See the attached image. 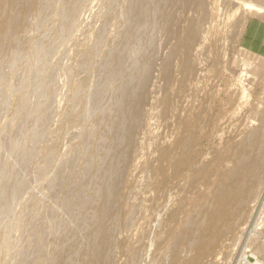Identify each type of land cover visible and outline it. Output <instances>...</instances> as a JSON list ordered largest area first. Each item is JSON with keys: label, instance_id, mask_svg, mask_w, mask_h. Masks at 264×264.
Masks as SVG:
<instances>
[{"label": "rangeland", "instance_id": "obj_1", "mask_svg": "<svg viewBox=\"0 0 264 264\" xmlns=\"http://www.w3.org/2000/svg\"><path fill=\"white\" fill-rule=\"evenodd\" d=\"M164 1H4L10 26L0 38V264H183L189 255L187 244L209 216L191 201L210 190L215 177L197 189L185 180L158 186L148 164L161 156V145L181 136L189 110L199 120L196 164L212 166L225 153L222 168L231 167L242 134L264 124V0H203L205 18L191 48L194 77L173 107L161 100L163 65L175 69L177 63L170 57L174 40L163 21ZM192 5L189 18L199 12ZM217 28L223 31L211 48ZM143 97L150 107L133 127L129 114ZM262 165L235 235L217 249L218 264H233L242 251L264 264ZM104 191L112 203L105 213ZM178 201L185 203L175 221L169 215ZM183 223L184 236L164 238L168 226L185 229ZM176 246L181 262L173 263Z\"/></svg>", "mask_w": 264, "mask_h": 264}, {"label": "bare ground", "instance_id": "obj_2", "mask_svg": "<svg viewBox=\"0 0 264 264\" xmlns=\"http://www.w3.org/2000/svg\"><path fill=\"white\" fill-rule=\"evenodd\" d=\"M4 1L5 0H0V38H3L7 27H9L10 25V20L9 18L6 17V15L4 14L5 10L3 8L4 5ZM115 2V1H114ZM113 2V3H114ZM128 2V1H127ZM165 2V1H164ZM167 2V10L164 13V23L167 24L168 28H169V33L170 35H172V39L174 40L173 44L174 47L172 50L169 49V51H171V56L169 54L170 57L173 56V58H176L177 63L175 64V69H170L171 67V63L170 66L168 67V64H166L167 62H163V69H162V77L164 80L163 85H165L164 87V98L161 99L163 100V106L164 107H173L175 104V99L177 97H180L182 90L185 91V88L183 86L184 82L186 83L190 78L192 77L193 73H194V67L195 65H193V55H192V51L191 48L192 46H194V44L197 42L198 40V24H200L201 21L204 20L205 15L203 10V0H193V3L191 0H168ZM165 2V3H166ZM135 4V3H134ZM194 4V6L196 8H198L199 12L198 15L194 16V18H189L188 17V13H189V8L191 7V5ZM205 4V3H204ZM164 5V4H163ZM135 6V5H133ZM193 6V5H192ZM129 8V7H128ZM126 8V9H128ZM195 8V9H196ZM199 8H202V10H200ZM192 9V8H191ZM135 10V9H134ZM125 11V10H124ZM133 11V10H132ZM197 12V9H196ZM125 13V12H124ZM128 14V13H127ZM191 15V14H190ZM126 16V15H125ZM124 17V16H123ZM128 17V16H127ZM136 18V16H135ZM128 20V19H127ZM185 20L186 24L183 27L184 31H180L177 29V25L179 26L180 23H182ZM220 20V19H219ZM136 21V20H135ZM131 23V22H130ZM129 23V24H130ZM165 24V26H166ZM203 25V24H202ZM131 26V25H130ZM182 29V30H183ZM8 31V30H7ZM163 31V30H162ZM223 30L221 28H217L215 29V34H214V38L211 40V48L212 46H214L216 44V41H218V36L221 35V32ZM124 32V31H123ZM257 30L253 29L250 31V34H256ZM125 33V32H124ZM168 37V36H166ZM165 38V37H164ZM1 41V40H0ZM163 41H166L165 39ZM172 44V45H173ZM99 45V44H98ZM206 45V44H205ZM101 46V45H99ZM217 46V45H216ZM171 47V46H170ZM169 47V48H170ZM172 48V47H171ZM204 50V48H203ZM202 53H205V50ZM160 51V49H159ZM213 51V50H212ZM259 51V50H258ZM96 52V51H95ZM166 53V52H165ZM213 53L211 52V55ZM199 55V54H198ZM202 55V54H201ZM166 56V54L164 55ZM203 56V55H202ZM169 57V58H170ZM210 58V57H209ZM208 58V60L210 61V59ZM157 60V59H156ZM170 60H173L170 58ZM196 60V58H195ZM194 60V61H195ZM165 61V60H163ZM212 61V59H211ZM119 62V61H117ZM196 62V61H195ZM194 62V63H195ZM209 63V62H208ZM207 63V64H208ZM213 63V62H212ZM111 64V63H110ZM109 64V66H110ZM157 64V63H156ZM118 65V64H117ZM116 65V66H117ZM173 65V64H172ZM107 66V65H106ZM115 66V67H116ZM153 70V69H152ZM197 70V69H196ZM154 71V70H153ZM211 71V70H210ZM161 72V71H159ZM158 72V73H159ZM157 73V74H158ZM147 74V73H146ZM149 74V73H148ZM215 74V73H214ZM128 75V74H127ZM87 76V75H85ZM131 76V75H130ZM147 76V75H146ZM150 76V75H149ZM155 78L156 75H154ZM179 76V77H178ZM133 77V76H132ZM148 77V76H147ZM194 77V76H193ZM192 77V78H193ZM151 78V77H149ZM147 78V79H149ZM154 78V82L152 80L153 83L157 82ZM84 79V78H83ZM134 79V78H133ZM77 80V79H76ZM85 80V79H84ZM146 81V79H144ZM150 80V79H149ZM81 80H79L80 82ZM129 81V80H128ZM151 82V83H152ZM133 83V82H132ZM186 83V84H188ZM142 84V83H141ZM144 84V83H143ZM148 84V83H147ZM81 85V84H80ZM129 85V84H128ZM131 85V83H130ZM139 85V84H138ZM146 85V82H145ZM151 85V84H150ZM140 86V85H139ZM153 86V85H152ZM155 86V85H154ZM187 86V85H186ZM76 87V86H75ZM161 89H162V84L160 85ZM159 87V88H160ZM124 88V87H123ZM122 88V89H123ZM148 88V87H147ZM154 87H152L153 89ZM184 88V89H183ZM187 88V87H186ZM127 89V87H126ZM131 89V87H130ZM133 89V88H132ZM139 89V88H138ZM141 89V88H140ZM143 89V88H142ZM141 89V90H142ZM151 89V86H150ZM155 89V88H154ZM152 91V93L154 91H156V89ZM182 89V90H181ZM73 90V89H72ZM75 90V89H74ZM77 87H76V91H77ZM125 90V89H124ZM129 90V89H128ZM144 90V89H143ZM142 90V92H143ZM149 90V89H148ZM160 90V89H159ZM187 90V89H186ZM191 90H192V86H191ZM208 90V89H207ZM161 91V90H160ZM159 91V92H160ZM129 92V91H128ZM132 92V91H131ZM135 92V91H134ZM141 92V94H142ZM147 92V91H146ZM186 92V91H185ZM74 93V92H73ZM140 93V92H139ZM149 93V92H148ZM76 94V93H75ZM126 95V94H124ZM132 95V94H130ZM189 95V94H188ZM89 96V95H88ZM127 96V95H126ZM136 96V94H135ZM142 96V95H141ZM152 96V95H151ZM199 96V95H198ZM208 96V95H207ZM150 97V96H149ZM155 97H159V95L155 96ZM202 97V96H201ZM77 98V97H76ZM133 98V97H132ZM131 98V99H132ZM140 98V96H139ZM154 98V97H153ZM206 98V97H205ZM233 98V96H232ZM264 98V97H263ZM127 99V98H126ZM134 99V98H133ZM132 99V100H133ZM148 98H141L138 99V101L135 103V108L133 111V115L131 116L130 119V123L133 127L137 126L138 122L141 118V116L148 111L147 106L150 107V105H148L147 100ZM151 99V97H150ZM160 99V98H159ZM82 100V99H81ZM131 100V101H132ZM149 100V99H148ZM152 100V99H151ZM156 100V99H155ZM202 100V98H201ZM78 101V100H77ZM134 101V100H133ZM178 101V100H177ZM44 102V101H43ZM80 102V101H79ZM127 102V101H126ZM150 100H149V104H150ZM205 102V101H204ZM48 103V102H47ZM81 103V102H80ZM129 103V102H128ZM131 103V102H130ZM134 103V102H133ZM37 105V104H36ZM120 105V103H119ZM131 105V104H130ZM181 105V104H180ZM39 106V105H38ZM37 106V107H38ZM121 106V105H120ZM123 106V105H122ZM128 106V105H127ZM176 106V105H175ZM195 106V105H194ZM80 107V106H78ZM203 107V106H201ZM36 108V107H35ZM119 108V106H118ZM117 108V110H118ZM133 108V107H132ZM131 108V109H132ZM191 108V107H190ZM36 110V109H35ZM120 110V109H119ZM164 110V108L162 109ZM167 110V108H166ZM164 110V111H166ZM41 111V109H40ZM131 111V112H132ZM126 113V112H125ZM160 113V112H159ZM168 113V112H167ZM167 113H165L167 115ZM178 113V112H177ZM123 114V113H122ZM264 114V113H263ZM121 115V114H120ZM163 115V113H162ZM161 115V116H162ZM174 115V114H173ZM185 115V114H184ZM262 115V114H261ZM177 117V115H176ZM175 117V118H176ZM184 116H182L183 118ZM264 117V116H263ZM122 118V117H121ZM174 118V119H175ZM128 119V118H127ZM263 119V118H262ZM261 119V120H262ZM123 120V119H120ZM260 120V121H261ZM142 121V120H141ZM182 121V119L180 120ZM257 121V120H256ZM125 122H127L125 120ZM198 118L195 114H193L192 111H188L187 112V118L185 120V123L182 126V133L179 135L180 137L175 138L173 141H170L169 143H167V145H163L164 147H162L161 145V149L164 148L163 153L161 154V156L157 159V161L155 163H152L150 161V163L148 164V168L150 169V172L152 174V178H153V182L159 186V184H161V182L163 183V181H167V180H171L173 182H179L180 181H187L188 184L190 185V187L192 186L195 189L197 184L200 185H209L210 183V178L212 175H214L215 180L210 184L211 189L204 192L203 194H200L199 196H197L194 200L191 201V206L195 205L198 206L201 210L206 209V211L209 213H207V223L203 228L199 229V235L197 238H194L189 244H187V247L189 249L188 253L189 254L186 258L185 261L182 263L183 264H218L216 262V256H217V249L220 248V243L222 242V239L230 237V236H234L235 235V231L237 229L236 225L238 223V218L241 215V212L246 208V204L247 201L250 197V194L253 191L254 186L258 183V171H259V167H261V165L264 163V124H258L259 126H255V128H253L251 130V132L248 134H244L243 132V136L242 139L240 138V152L238 153L239 155L237 156L236 159H234V161H232V165L231 167H227V168H222V164L223 162L225 163L224 160L227 159L228 154L225 153H221L218 154L214 160V165H208L207 162L206 164H196V159H195V155H196V150H195V146L197 145V143L199 142L198 140V130H197V126H198ZM175 123V122H174ZM140 124V123H139ZM170 125V124H169ZM168 126V124H167ZM166 126V128H167ZM248 128V127H247ZM181 129V127H180ZM131 130V129H130ZM167 130V129H166ZM245 130V128L243 129ZM165 131V130H164ZM132 132V131H131ZM235 133V132H234ZM85 134V133H84ZM88 134V133H87ZM128 135V134H127ZM84 136V135H83ZM136 136V135H135ZM168 136V135H167ZM204 136V135H202ZM124 137V136H123ZM164 137V136H163ZM241 137V136H240ZM87 138V137H86ZM131 139V138H130ZM201 139V138H200ZM134 140V139H133ZM202 140V139H201ZM124 141V139H123ZM128 141V140H127ZM159 141V140H158ZM82 143V142H81ZM84 143V142H83ZM129 143V142H128ZM191 143V147H189L188 144ZM164 144V143H163ZM166 144V143H165ZM233 144V142H232ZM132 145V142H131ZM130 143H129V147H131ZM159 145V144H158ZM188 145V146H187ZM233 146V145H232ZM231 146V148H232ZM236 146V145H234ZM233 146V147H234ZM128 147V146H127ZM128 147V148H129ZM159 147V146H158ZM157 147V149H158ZM179 147H181L180 149H178ZM238 147V146H237ZM189 148V149H188ZM124 149V148H123ZM161 149L159 148L158 150L161 151ZM128 150V149H127ZM130 150V148H129ZM129 150L127 152H129ZM135 150V148H134ZM202 150V149H201ZM233 150V149H232ZM236 150V149H235ZM238 150V149H237ZM116 151V150H115ZM225 151V150H224ZM120 152V150H119ZM118 152V153H119ZM162 152V151H161ZM226 152V151H225ZM233 152V151H232ZM257 152L255 157L257 160H251L250 156L251 154H253ZM130 154V153H129ZM128 154V155H129ZM158 154V153H156ZM203 154V153H202ZM201 154V155H202ZM211 154V153H210ZM118 155V154H116ZM125 155V154H123ZM122 155V156H123ZM127 155V154H126ZM127 155V156H128ZM160 155V154H159ZM158 155V156H159ZM85 156V154H84ZM121 156V155H120ZM131 158L133 157L130 154ZM129 156V157H130ZM119 157V156H118ZM153 157V156H152ZM201 157V156H200ZM253 157V156H251ZM120 158V157H119ZM124 158V157H123ZM230 158V157H229ZM228 158V159H229ZM122 159V158H121ZM125 159V158H124ZM127 159V158H126ZM253 159V158H252ZM88 160V159H87ZM113 160V158L111 159V161ZM130 160V159H129ZM147 160V159H146ZM152 160V159H150ZM213 160V159H212ZM118 161V160H117ZM124 161V160H123ZM211 161V160H210ZM209 161V162H210ZM148 162V161H147ZM146 162V163H147ZM115 164V163H114ZM117 164V163H116ZM115 164V165H116ZM120 164V163H119ZM125 164V163H124ZM111 165V164H110ZM263 166V165H262ZM124 167V166H123ZM118 168V165L117 167ZM124 169V168H123ZM122 169V170H123ZM145 169V167H144ZM125 170V169H124ZM147 170V169H146ZM113 171V170H112ZM115 171V170H114ZM109 172V171H108ZM119 172V170H118ZM126 172V171H125ZM110 173V172H109ZM112 173V172H111ZM115 173V172H114ZM117 173V172H116ZM115 173V174H116ZM119 173H124L123 172H119ZM113 175V174H112ZM111 175V177H112ZM122 175V174H121ZM109 176V174H108ZM119 176V175H118ZM147 176V175H146ZM110 177V178H111ZM115 178V177H114ZM119 179V177H118ZM117 179V180H118ZM140 180V179H139ZM2 181V180H1ZM0 181V182H1ZM113 181V180H111ZM123 181V180H119ZM152 181V180H151ZM138 182V181H137ZM140 182V181H139ZM169 182V181H168ZM110 183V181L108 182ZM107 183V184H108ZM112 183V182H111ZM182 183V182H181ZM180 183V184H181ZM105 184V183H104ZM115 184V182H114ZM113 184V185H114ZM177 184V183H176ZM175 184V185H176ZM112 185V184H111ZM120 184H117V186H119ZM129 185V184H128ZM152 185V184H151ZM164 184H162L163 186ZM172 185V184H171ZM174 185V184H173ZM178 185V184H177ZM4 186V185H2ZM117 186H114L117 188ZM203 186V187H204ZM103 187V186H102ZM107 187V189L110 188H114V187ZM174 186H170V188ZM176 187V186H175ZM187 187V185H186ZM2 188V187H1ZM163 188V187H162ZM179 188V187H178ZM182 188V187H181ZM258 188V187H257ZM5 189V188H4ZM3 189V190H4ZM115 189V188H114ZM156 189V188H155ZM195 189L193 191H195ZM2 190V191H3ZM100 190V189H99ZM111 190V189H110ZM113 190V189H112ZM119 190V189H118ZM118 190L116 189V191L118 192ZM159 190V189H157ZM167 190V187H166ZM169 190V187H168ZM178 190V189H177ZM186 190V189H185ZM255 190V189H254ZM106 191V190H105ZM104 193L106 194L105 197L102 202L104 201V205L106 206V204L110 203V197L108 196V191ZM115 191V190H114ZM115 191L116 195L117 192ZM172 191V190H170ZM175 191V190H174ZM5 192V191H4ZM13 192V191H12ZM160 192V190H159ZM166 192V191H165ZM187 192V191H186ZM189 192V190H188ZM3 193V192H1ZM114 193V192H113ZM119 193V192H118ZM168 193V192H167ZM109 194H111L109 192ZM160 194V193H158ZM189 194V193H188ZM262 194V193H261ZM104 195V194H103ZM116 195L115 198L117 197ZM183 195V198L184 194ZM119 197V195H118ZM125 197V196H124ZM166 197V196H165ZM262 197V196H261ZM114 198V197H113ZM149 198V197H148ZM159 198V197H158ZM121 198L119 197L118 200H120ZM165 199V198H164ZM264 199V198H263ZM186 200V197L185 199ZM94 201V200H93ZM113 201V200H112ZM259 201V200H258ZM109 202V203H108ZM127 202V201H126ZM119 203V202H118ZM153 203V202H152ZM184 203L185 201H178L177 203V207L172 211V213L169 215L170 219H175L177 217V215H179V213H181L183 207H184ZM112 203H110L111 205ZM114 204V203H113ZM103 205V206H104ZM109 205V208H110ZM151 205V204H150ZM102 207V204L100 205ZM115 206V205H114ZM100 207V208H101ZM106 207H103V213L106 212ZM108 208V209H109ZM113 208V207H112ZM161 208V207H160ZM164 208V207H163ZM111 210V209H109ZM158 210V209H157ZM162 210V209H161ZM190 210V209H189ZM113 211V209H112ZM188 211V210H187ZM116 212V211H115ZM114 212V214H115ZM155 212V211H154ZM159 212V211H158ZM258 212V211H257ZM193 213V212H192ZM94 215V214H93ZM116 215V214H115ZM152 215V214H151ZM157 215V214H156ZM262 215V214H261ZM260 215V218H261ZM264 215V214H263ZM103 216V215H102ZM101 216V218H102ZM109 216V215H108ZM197 216V215H196ZM201 216V215H200ZM114 217V216H113ZM112 217V219H113ZM127 217V216H125ZM204 217V216H203ZM256 217V216H255ZM104 219V218H103ZM102 219V220H103ZM126 219V218H125ZM177 219V218H176ZM175 219V221H176ZM204 219V218H203ZM101 220V221H102ZM160 220V219H158ZM259 220V217H258ZM97 221V220H96ZM110 221V220H108ZM171 221V220H170ZM194 221V218H193ZM202 221V220H201ZM163 222V221H162ZM174 222V220H173ZM258 222V221H257ZM262 222V221H261ZM264 222V221H263ZM111 223V222H110ZM150 223V222H149ZM165 223V222H164ZM185 224L188 223L187 221L184 222ZM183 223V224H184ZM203 223V222H202ZM201 223V224H202ZM251 223V222H250ZM94 224V222H93ZM151 224V223H150ZM149 224V226H150ZM174 224V223H173ZM184 224V225H185ZM189 224V223H188ZM186 224V225H188ZM192 224V223H191ZM200 224V225H201ZM254 224V223H253ZM252 224V225H253ZM258 224V223H257ZM101 225V224H100ZM166 225V223H165ZM185 225V229L184 228H177L175 226H168L166 228V230L163 232V234H165L166 239H174L178 234H186L187 233V226ZM160 226V225H159ZM163 226V225H162ZM192 226V225H191ZM262 226V225H261ZM158 227V226H157ZM190 226H188L189 228ZM250 227V226H249ZM264 227V226H263ZM108 228V227H107ZM107 231V230H106ZM104 231V232H106ZM249 232V231H248ZM195 233V232H194ZM193 233V234H194ZM197 233V232H196ZM149 234V233H148ZM147 234V235H148ZM183 234V236H184ZM247 234V233H246ZM142 235V234H141ZM195 235V234H194ZM150 236V234H149ZM158 236V235H157ZM141 237V236H140ZM181 237V236H180ZM252 237V236H251ZM163 238V239H164ZM180 239V238H179ZM192 239V238H191ZM183 240V239H182ZM242 240V239H241ZM102 241V240H101ZM150 241V240H149ZM174 241V240H173ZM106 242V239L105 241ZM160 243V241H159ZM178 243V242H177ZM231 243V242H230ZM234 243V242H232ZM245 243V242H244ZM94 244V243H93ZM107 244V243H106ZM137 244V243H136ZM135 244V245H136ZM139 245V244H138ZM134 246V245H133ZM173 246V245H172ZM232 246V245H231ZM240 246V245H239ZM99 247V246H98ZM177 252L173 258V263L174 262H181V258L178 259L179 256V249L180 246H176ZM93 248V247H92ZM125 248V247H124ZM148 248V247H147ZM167 248V247H166ZM165 248V249H166ZM173 248V247H172ZM242 248V246H241ZM244 248V247H243ZM96 249V248H95ZM164 249V250H165ZM168 249V248H167ZM137 250V249H136ZM170 250V249H169ZM175 250V249H174ZM181 250V249H180ZM242 251V250H240ZM147 252V251H146ZM165 252V251H164ZM174 251H172L173 253ZM131 253V251H130ZM237 254V253H236ZM97 255V254H96ZM132 255V254H130ZM134 255V254H133ZM132 255V256H133ZM172 257V256H171ZM235 257V256H234ZM167 258V257H166ZM85 259V258H84ZM165 259V258H164ZM107 260V259H106ZM125 260H127V258H125ZM152 260V259H151ZM228 260V259H227ZM226 260V261H227ZM234 263L233 264H254L251 260H249L248 258H246L244 251H242L240 254L236 255V258L234 259ZM50 261V260H49ZM84 261V260H83ZM108 261V260H107ZM114 261V260H113ZM137 261H139L137 259ZM165 261V260H163ZM55 262V261H54ZM126 262V261H125ZM131 262V261H130ZM160 262V261H159ZM50 263V262H49ZM157 263V262H156ZM163 263V262H162ZM89 264V263H88ZM226 264V263H224ZM232 264V262H231Z\"/></svg>", "mask_w": 264, "mask_h": 264}]
</instances>
